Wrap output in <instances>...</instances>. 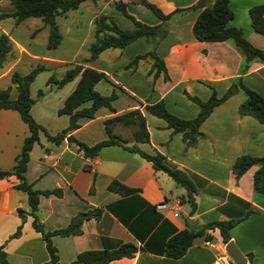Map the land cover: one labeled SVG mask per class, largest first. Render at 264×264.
<instances>
[{"label":"crops","instance_id":"obj_1","mask_svg":"<svg viewBox=\"0 0 264 264\" xmlns=\"http://www.w3.org/2000/svg\"><path fill=\"white\" fill-rule=\"evenodd\" d=\"M114 1L124 3L127 11L131 7L146 8L138 0H85L76 9L56 17L62 37L54 49L45 47L48 28L40 18L28 17L17 24L10 16L0 18V33L8 36L13 50V57L0 66V88L9 86V96L14 98L17 91L10 81V74L13 71L25 74L33 67V64H28L32 60L41 61L38 63L46 67L35 78L45 74L47 79L56 70L59 78L74 63L103 72L105 79L99 80L94 89L101 94L112 91L117 94L112 102L115 112L98 108L93 118L80 120V126L71 132L72 135L91 145L106 137L104 119L139 109L145 117L148 142H137V147L147 153L162 154L169 165L188 175L196 190L195 210L192 216H187L180 200L183 188L176 186L163 171L154 170L151 163L139 154L118 145H108L102 146L93 158H85L73 142L63 138L55 143L39 131L38 142L29 151L25 180L35 190H61L60 196H38L35 214L43 230L62 228L78 213L99 210L97 217L82 221L79 234L50 237L59 264H68L80 251L101 249L116 242H130L137 251L132 257L114 259L108 264H213L224 245L217 230L210 232L213 236L211 240H206L204 235L195 237L178 258L161 253L165 241L173 233L190 226L186 222L187 217L194 221V225L239 219L229 230L230 240L245 255L246 264H264V194L252 189V174L257 166H250L236 180L231 170V164L239 155L264 156V125L249 115L237 114V106L245 99V94L238 91L215 105L199 125L204 138L191 146L186 145L180 132H172L163 119L143 109L145 104L161 100L173 115L194 117L198 105L189 100L183 90L201 100L208 98L211 89L220 96L237 76L240 55L224 41L196 40L191 28L198 10H188L171 21L165 36L154 48L155 54L164 63L168 76L166 80L161 73L154 75V68L145 60H138L134 67L128 66L135 55L147 50L143 37L136 38L123 48H107L92 61L86 60L87 57L76 61L74 51L78 48L77 41L86 43L88 40L80 25L91 32L92 20L105 14L119 28H134L130 19L132 25L121 20L117 22L106 11L108 5L115 8ZM149 1L167 13L196 0ZM259 3H264V0H228L233 13L229 25L241 28L253 46L264 49V33L253 31L247 13L250 6ZM12 11L13 6L8 0H0V13ZM130 14L148 25L159 23L153 13L154 16L144 11H140L139 16ZM63 27L71 42L76 41L75 47L61 50L65 36ZM34 30L37 32L31 36ZM81 33L83 35L79 36ZM34 44L42 46L44 51L40 56L34 52ZM138 73L141 78L134 79L133 76ZM144 78L147 82L145 88L144 83L136 88ZM77 79L78 76L60 88L44 82L40 96H37V90L32 95L34 80L31 82L29 94L34 102L30 114L47 133L52 135L67 125L68 116L58 115L56 111ZM241 81L264 97V64L251 63L241 75ZM131 130L132 127L118 122L112 124V131L122 136L128 145L133 144ZM125 132L129 135L126 136ZM28 133L27 126L15 110L0 109V171L11 169ZM112 180L136 191L126 195L109 191L107 185ZM16 182L14 175L0 178V245L6 253L7 264H43L48 260V254L40 233L31 225L32 217L26 213L21 218L17 213V209L27 212L28 205L26 194L14 188ZM176 200L181 205L177 216L154 208L158 202ZM18 225L20 233L10 237Z\"/></svg>","mask_w":264,"mask_h":264},{"label":"trees","instance_id":"obj_2","mask_svg":"<svg viewBox=\"0 0 264 264\" xmlns=\"http://www.w3.org/2000/svg\"><path fill=\"white\" fill-rule=\"evenodd\" d=\"M8 1L13 6V11L10 13H0V18L10 16L16 24L28 17L40 18L43 25L48 28L45 47L46 49H54L58 46L62 37L56 23V17L64 15L69 10L76 9L85 0ZM138 1L159 19V23L155 25L145 24L129 13L124 3L114 1L115 8L132 21L134 28H119L112 18L105 14L95 17L91 22L92 36L87 47L88 56L86 60L92 61L96 59L99 53L107 48H123L136 38L143 37L147 44V50L142 54L135 55L128 63V66L134 67L138 60H145L150 63L151 68H154V75L161 73L163 79L166 80L168 76L164 63L157 57L154 48L159 40L165 36L171 21L177 15L188 10H198L191 28L194 38L198 41H224L233 47L241 58L237 76L232 79L230 85L220 96H217L214 90L211 89L210 95L205 100H201L197 96L190 95L183 90V94L198 105V111L192 118H180L173 115L166 110L161 100L145 104L143 109L149 114L163 119L166 126L171 128L172 132H180L186 145L191 146L199 139L204 138V134L199 130V125L211 112L212 108L223 102L230 95L242 91L245 94V99L238 104L237 114L239 116L249 115L264 125V97L246 87L241 81V75L246 72L251 63L260 62L264 64V49L253 46L243 35L241 28L229 25L233 13L228 6V0H196L188 6L176 7L167 13L162 12L158 6L149 0ZM247 13L253 31L258 34L264 33V3L250 6L247 9ZM35 32L36 30L31 33V36ZM12 57V44L6 34L0 33V66H3ZM45 69L46 67L43 64L38 63L25 74H19L15 71L11 72L10 81L14 83L17 91L14 98L9 96V86L3 89L0 88V109L15 110L19 118L27 126L29 132L22 141L19 153L14 157V164L11 169L0 171V178L14 175L17 179L14 188L26 194L28 211L24 212L21 209H17V213L21 218L26 213L32 217L31 225L35 231L40 233L48 254V260L43 264H59L56 248L50 239L52 235L66 236L79 234L81 232L80 226L82 221L89 217H97L99 210L92 209L78 213L71 217L69 222L62 228L51 231L43 230L35 214L38 196L50 194L60 196L61 190L59 188L35 190L25 180L24 172L29 159V151L33 144L38 142L39 131H42L48 140L55 143H59L63 138L68 142H73L85 158H93L102 146L108 145H118L130 152L139 154L151 163L154 170L163 171L176 186L183 188L184 192L180 200L185 207L186 215H193L195 210L194 194L196 190L188 175L184 171L169 165L162 154L158 152L147 153L137 147V142H148L145 117L139 109L134 108L104 119L103 126L106 137L91 145H86L72 135L71 132L80 126V120L93 118L98 108L104 107L111 112H115L112 102L117 97V94L114 91L109 94H101L94 89V85L99 80L105 79L103 72L74 63L71 67L66 68L59 78H55L52 75L48 76L45 81L46 85L53 84L56 88L62 87L76 76H78V79L72 91L65 97L61 107L56 111L58 115L65 114L68 116L67 125L52 135L47 133L30 114V107L34 99L29 94L31 82L39 72ZM42 93V89L37 90V96L42 95ZM116 122L132 127L131 137L133 144L128 145L122 136L112 131V124ZM252 165L257 166L252 174V189L254 192L264 194V156L239 155L231 164L234 178L236 180ZM107 190L121 195L136 191V189L126 187L116 180H112L107 185ZM238 220H213L200 224L196 223L193 226H186L184 229L173 233L165 241L161 253L170 258H178L185 253L195 237L204 235L206 240H211L213 236L210 232L213 230H217L221 242L225 243L230 240L229 230ZM19 233L20 225L16 227L10 237H15ZM136 251V246L130 242H116L101 249L80 251L68 264H108L114 259L132 257ZM0 264H7L6 253L2 245H0Z\"/></svg>","mask_w":264,"mask_h":264},{"label":"rangeland","instance_id":"obj_3","mask_svg":"<svg viewBox=\"0 0 264 264\" xmlns=\"http://www.w3.org/2000/svg\"><path fill=\"white\" fill-rule=\"evenodd\" d=\"M209 2H211V1H209ZM140 9V10H139ZM106 11L111 15V16H113L114 18H115V20H117V22L119 21V20H121V21H124V22H126V23H128V24H130V25H132L131 24V21L129 20V19H127L125 16H123L117 9H115L112 5H108V7L106 8ZM140 11H144L145 13H147L148 15H151V16H154L148 9H146V8H134V7H131L129 10H128V12L129 13H133V14H136V15H140ZM120 22V21H119ZM64 28V27H63ZM79 28H80V30H82V31H84L83 33H84V35H88L87 36V38H88V40H87V42L86 43H84V42H82V41H77L78 43H77V46L75 45V43H76V41H72L71 42V40H70V37L69 36H67V35H65V28L64 29H62V31H64V39H63V41H62V44H61V50L62 49H65L66 47H70V46H76V48H77V50L76 51H74L75 52V60L76 61H81V60H83L84 58H86L87 56H86V54H88V50H87V47H88V44H89V42L91 41V36H92V31L90 32V29H88V31H86V29L84 30V26L83 25H80L79 26ZM90 28H92V26H90ZM37 32V31H36ZM87 32V33H86ZM83 33H81V34H79V36H81V35H83ZM62 36V35H61ZM38 37H40V36H38ZM264 37V36H263ZM82 38V37H81ZM86 38V37H85ZM144 41H145V38H142ZM85 40V39H84ZM145 46H146V48H147V44H146V41H145ZM33 48V50H34V52H37L38 53V56H40V54L41 53H43V48H42V46L41 45H37V44H34V46L32 47ZM61 50H59V51H61ZM52 55H53V53L52 52H50ZM69 58V57H68ZM29 63L28 64H30V65H32L33 64V66L34 65H36V64H38V62H41V61H34V60H32V61H28ZM31 62V63H30ZM42 63V62H41ZM59 70V69H58ZM50 75H52V76H54L55 78H57V70H56V73L55 72H52ZM140 75L141 74H135L134 76H133V78L134 79H138V78H141L140 77ZM46 76L47 75H45V74H40L39 76H37L36 78H35V80H34V83H33V85H32V95H34V94H36V90H38V89H41L42 87H43V84H44V82H45V80H46ZM101 83H104V82H101ZM140 83H141V85L144 83V88H145V83H147L146 82V80H145V78L144 79H142L140 82H139V85H140ZM141 85L139 86V87H136V88H140L141 87ZM219 96V95H218ZM125 135L126 136H128L129 135V133L128 132H125ZM183 209H185V207H183ZM186 215H184V217H185Z\"/></svg>","mask_w":264,"mask_h":264},{"label":"built area","instance_id":"obj_4","mask_svg":"<svg viewBox=\"0 0 264 264\" xmlns=\"http://www.w3.org/2000/svg\"><path fill=\"white\" fill-rule=\"evenodd\" d=\"M154 208L156 210L169 212L172 216H177L179 211L181 210V205L179 201H173V202H166L161 201L154 205ZM213 264H233L229 256L224 251V248L222 247L218 254H216Z\"/></svg>","mask_w":264,"mask_h":264},{"label":"water","instance_id":"obj_5","mask_svg":"<svg viewBox=\"0 0 264 264\" xmlns=\"http://www.w3.org/2000/svg\"><path fill=\"white\" fill-rule=\"evenodd\" d=\"M186 222L190 226L194 225V221L188 217L186 218ZM223 248L233 264H246L245 255L239 250V248L231 240L225 242Z\"/></svg>","mask_w":264,"mask_h":264}]
</instances>
